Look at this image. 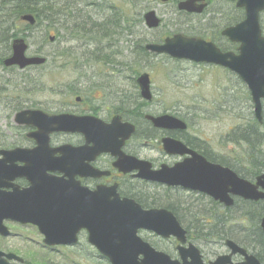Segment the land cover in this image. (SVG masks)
Wrapping results in <instances>:
<instances>
[{
  "label": "flooded vegetation",
  "instance_id": "flooded-vegetation-1",
  "mask_svg": "<svg viewBox=\"0 0 264 264\" xmlns=\"http://www.w3.org/2000/svg\"><path fill=\"white\" fill-rule=\"evenodd\" d=\"M222 1L230 4L229 9H223L222 12L213 10L209 19L202 23L208 28L200 29L203 31H197V34H186L185 31L182 33L213 42L223 53L238 55L241 43L232 40L224 31L243 22L247 18V12L244 7L237 5V0ZM214 4L215 1L207 0L205 11ZM180 12L188 16L204 15V12ZM10 16L12 21H8L4 27L9 29L6 38L9 37L11 42H3V38L0 42V191L5 196H10L15 190L30 188V177L35 178V183H38L42 192L39 198V206L42 208H35L37 217L41 221L50 220L57 208L65 210L66 234L71 237L73 228L81 225L84 220L97 225L99 209L109 207L105 201L113 200L117 193L121 199H131L146 211L165 209L172 212L185 230L182 239L173 234L166 236L155 229L139 228L137 235L146 251L145 254H139V259L158 256L162 260L163 254H166L181 264H214L217 260L219 264H248L247 254H253L259 264H264L261 255L245 244L247 232L251 231L249 225L238 231L233 230L234 226L231 224L233 209L239 206L240 211H246V207L264 203L263 200L234 196V204L226 205L207 192L141 176V173L147 175L152 172H159L162 176L168 171L183 167L185 162L188 163L187 167H191L194 161H201L206 166V161L229 167L252 183L257 182L258 176L264 172L263 168L257 167L256 162L262 158L264 150V98L260 120L256 116L248 84L239 73L220 64L178 59L167 53L147 50L149 57L168 56L188 63L189 68H217L222 71L225 79L234 76L240 80L247 100L251 102L252 118L236 128L228 124L226 129L211 135L203 130L202 124L206 121H212L213 126L218 127L224 124L229 113L227 103L213 99L209 108H199L184 106L182 99H176L170 107H166L163 102L155 99L152 76L148 71L152 96L144 98L134 69H128V74L125 75L127 80L123 79L122 83H118L125 71L123 67L121 72L115 65L110 67L113 71L102 72L98 67L106 65L109 68V63L98 60L97 63L90 64L92 61L84 59V54H78L79 51L92 49L85 48V44L67 47L71 53L81 58L64 66L57 65L54 58H49L51 51L46 53L44 48L47 45L33 54L28 53L29 48L27 50L28 57H47V61L42 64H27L24 67L7 64L6 60L14 52L13 41L18 38L11 36L17 23L20 24L19 28L23 22L31 26L37 23V18L35 23L24 20L23 14L20 15V20L14 13ZM259 23L264 36V11L260 13ZM29 33L31 32H27ZM166 37L146 42L145 49L146 44L163 43ZM62 67L74 68L75 75L54 76L49 80L48 74ZM130 72H134L135 76H130ZM27 82H32L33 86L29 88ZM50 83L51 91L34 92L40 88L47 89ZM219 91L220 89L217 92ZM37 111L49 116L85 118L82 122L85 126L78 128L69 123L59 127L46 122L43 116L34 114ZM149 115H170L182 121L184 126L177 120H171L167 126H158ZM114 121L118 128L133 125L134 131L127 137L119 134L112 146L108 141L110 150L104 151L102 126ZM121 133H125V129H121ZM233 142L245 145L242 156L233 157ZM244 165L250 172L242 168ZM219 182L223 180L219 179ZM50 190L54 194L50 195ZM104 192L112 195H105ZM263 214L264 211L262 216ZM164 221L166 218L163 215L156 220L160 224ZM3 224L9 232L6 235L0 233L1 239H29L40 247L31 248L32 253L25 256L15 250L0 248L5 254L17 256L7 259L9 264H103L104 260L111 264L98 247L90 242V230L86 226L79 228L75 240L50 245L45 241V235L38 224L11 218H5ZM27 227L35 230L38 238L25 235L22 229ZM261 230L264 234L262 227ZM228 240H233L247 252H233ZM156 264L160 262L157 261ZM250 264L257 263L252 261Z\"/></svg>",
  "mask_w": 264,
  "mask_h": 264
},
{
  "label": "water",
  "instance_id": "water-1",
  "mask_svg": "<svg viewBox=\"0 0 264 264\" xmlns=\"http://www.w3.org/2000/svg\"><path fill=\"white\" fill-rule=\"evenodd\" d=\"M237 5L244 7L247 12V18L238 25L228 28L224 34L230 36L232 40L241 43L240 53L238 55L232 52L223 53L213 42L202 38L187 37L177 33L169 36L163 43H148L146 48L154 53H167L173 58L190 59L197 62L215 63L229 67L247 82L251 91L255 106L256 116L262 120V98H264V36L261 32L259 23L260 13L264 10V0H237ZM207 6L205 0H182L178 7L180 10L188 12L201 13ZM23 19L30 23H35L36 18L33 14L23 15ZM146 24L150 28H156L160 25L161 18L154 9L144 13ZM54 36L50 39L54 40ZM28 43L23 37H18L13 41V55L6 60L7 64H19L24 67L27 64H42L46 61L44 56L28 57L26 51ZM141 95L144 98H151V79L147 72H143L137 78ZM44 117L48 123L57 124L59 127L66 124H72L78 128H83L82 122L85 118L75 116H49L42 111H37ZM158 126H167L171 120H177L170 115L152 116L149 115ZM181 125L184 123L177 120ZM184 126V125H183ZM125 129V133H121ZM104 132L103 150H110V143L118 135L129 136L134 131V126H124L118 128L116 122L106 125L103 124ZM110 143H109V142ZM201 164V161H194L191 167H187L185 162L183 167L168 171L162 176L159 172H152L145 176L154 180L166 181L170 184H182L186 188L201 190L213 196L226 205L234 204V196H240L250 200H264V172L258 176L257 182L251 181L239 176L237 172L229 167L225 168L220 164L207 163ZM32 186L22 191L15 190L10 196H5L0 191V233L8 234L7 227L3 224L5 218L19 220L21 222H31L38 224L41 232L45 235V241L50 245L64 244L76 239V232L81 226H86L90 230V242L98 247L111 262V264H181L172 260L168 255L163 254L162 260L156 257H144L139 259L140 253H146L144 243L138 237L139 228H151L164 235L171 234L183 239L185 230L181 227L172 212L162 210L146 211L135 201L125 198L121 199L116 193L115 198L108 202L109 207L99 209L98 223L93 224L89 220H84L81 225L78 224L71 233V237L66 234L65 225L67 217L65 210L56 209L50 220L41 221L37 217L36 207L41 203V188L35 183V178L30 177ZM222 179L223 182H219ZM262 188V189H260ZM50 195L54 194L50 190ZM63 194V193H61ZM60 194V195H61ZM105 195L111 196L109 192ZM162 215L166 218L163 223L156 222ZM261 227L264 232V214L261 218ZM233 252L247 250L239 247L233 240H228ZM4 256L6 258H4ZM17 258V256L5 254L0 251V264H9L7 259ZM259 264L257 257L253 254H247V263ZM185 264V263H183ZM219 264V260L214 262Z\"/></svg>",
  "mask_w": 264,
  "mask_h": 264
},
{
  "label": "rangeland",
  "instance_id": "rangeland-1",
  "mask_svg": "<svg viewBox=\"0 0 264 264\" xmlns=\"http://www.w3.org/2000/svg\"><path fill=\"white\" fill-rule=\"evenodd\" d=\"M214 1L215 4L207 8L204 15L187 16L178 10L175 0H60L58 7L60 21L51 26V34L57 37L56 41L42 43L41 36L47 25V22H44L28 34L27 39L30 46L28 53H36L45 45H47L44 47L46 53L52 52L55 48H67L69 45L77 44H85V48H92L79 51L78 54L88 55L95 48H101L104 52L111 54L119 63H122V66L115 65L119 72H121L122 67L125 70L122 75L124 78L120 76L118 83H122L123 79L127 80L125 78V75L128 74L127 63L136 65V62H138L141 67L140 71L151 73L155 99L163 102L166 107H170L176 99H182L184 106H198L199 108H209L213 99L227 103L229 113H227V121L224 124L219 127L213 126L212 121H206L202 124L204 131L216 135L220 130L226 129L228 124L232 128H236L238 125L243 124L245 120L252 118V114H250L251 102L247 100L245 90L238 78L231 76L230 79H225L221 74L222 71L209 66L189 68L188 63L164 55L152 57L148 55L143 59L139 57V60L136 57V52L148 41H158L171 33H182L184 31L187 32L186 34H197V31H203L200 29L208 28L206 24L202 23L209 19L212 11L222 12L223 9L227 11L230 6L229 3L222 0H212V2ZM149 9H154L163 19L160 28L151 30L146 26L143 14ZM115 11H119L123 18L120 25L117 26L116 24L114 29L113 25L108 24L110 25L108 27L110 32L104 37L102 30H96L101 26L95 24L110 23ZM124 11H128V13H124ZM69 12H71L73 18L68 19L67 13ZM89 16L90 18H88ZM81 23L84 24L89 33L97 38L92 39L89 34L86 35V32L81 29ZM102 29L104 30V27ZM116 29H118L117 32H114ZM81 49L78 48V50ZM110 67H113V65L110 64L109 68L106 65L100 66L98 69L102 72L106 70L113 71ZM73 75H75L74 68L66 67L61 68L57 73L53 71L48 74V77L49 80H52L51 77L54 76L66 77ZM129 75L133 76L134 72H130ZM43 80L47 81L46 78H43ZM26 84L29 88L33 86L32 82ZM50 86L51 83L47 86V89L40 88L34 90V92L51 91ZM218 89H220L219 92H217ZM40 97L43 98L44 96ZM244 147L245 145L233 142V157L242 156L245 153ZM235 165L238 166V164ZM245 165L242 168L250 172ZM240 209L238 206L232 210L234 215L231 222L234 226L233 230L237 229L239 231L242 227H248L249 220L244 216V212L247 213L248 210L254 212V206L246 207V211H240ZM10 226L14 227L12 224ZM22 232L25 235L38 238L35 230L30 227L23 228ZM234 236L241 238L238 234H234ZM0 248L15 250L24 256L32 253L30 252L31 248L40 249L35 242L18 237L0 238ZM103 264H107V262L104 260Z\"/></svg>",
  "mask_w": 264,
  "mask_h": 264
},
{
  "label": "trees",
  "instance_id": "trees-1",
  "mask_svg": "<svg viewBox=\"0 0 264 264\" xmlns=\"http://www.w3.org/2000/svg\"><path fill=\"white\" fill-rule=\"evenodd\" d=\"M178 1L179 0H175L176 3ZM59 3L60 0H0V13H2L1 16H3V22H2L3 33H2V37L0 35V42H2V38H3V42L9 41V37L6 38L7 37L6 33L9 32V29L4 26L7 24L8 21H12V19H10L11 13L16 14L17 19L20 18V15L25 13H31L35 15V17L37 18V23L34 26H31L28 23L23 22L21 23L20 26L21 28H19V24L17 23L16 29L13 32L14 35L12 34L11 36L17 37L23 34V36L27 37L28 36L27 32H31V30L39 27L44 22L45 23L47 22L46 28L44 29V32L41 36V40L43 44H45L46 42H51L49 39V36L51 35V26L54 25V23L57 24V22L60 21L59 19L60 12L58 10ZM124 13H128V11L127 12L124 11ZM67 15H68V19L73 18L71 12L67 13ZM122 18L123 16L121 15V13L119 11H115L114 15L110 19V23L103 22V23H99V25L96 23L95 24L96 26H101L96 30L97 31L102 30L103 36L106 37L108 35V32H110L108 30V27L110 25L108 24L113 25V29H114L116 24L117 26L120 25ZM102 27H104V30L102 29ZM81 29H83L86 32V35L89 34V36L92 39L97 38L95 37V35L89 33V31L85 28L83 23H81ZM117 30L118 29H116L114 32H117ZM148 55H150V53L145 49L144 45L141 48H139V50L136 52L137 60H139V57H142L140 59H143ZM49 58H54V60H56L57 62V65L61 66L60 64H63L64 66L66 63L69 64L73 60L80 59L81 56H76L74 53H71L67 48H55L51 52V54H49ZM83 58H86L87 61H92L90 62V64H95L97 63L98 60L104 61L111 65L122 64L119 63L116 59H114L111 54L104 52V50H102L101 48H95V50L88 53V55H84ZM127 68L130 70L134 69L136 75H138L141 69L140 64L138 62H136V65H131L130 63H127ZM56 70L59 71L58 68H56ZM263 140H264V133H263ZM253 156L255 158V153H253ZM256 162H258L257 167L264 168V150L262 152V158L257 159ZM263 211H264V203L260 202L254 205V212L248 210L247 213L244 212V216L248 218L249 229H251V231L247 232L245 244L249 248H253L255 251H257L258 254L261 255L262 260L264 261V234L262 233L260 227V218L262 216Z\"/></svg>",
  "mask_w": 264,
  "mask_h": 264
}]
</instances>
